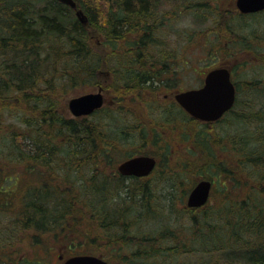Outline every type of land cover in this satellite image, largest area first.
Listing matches in <instances>:
<instances>
[{
  "label": "trees",
  "instance_id": "trees-1",
  "mask_svg": "<svg viewBox=\"0 0 264 264\" xmlns=\"http://www.w3.org/2000/svg\"><path fill=\"white\" fill-rule=\"evenodd\" d=\"M74 1L77 8L85 14L86 25L73 15L72 9L54 0H47L42 11L35 18L28 9L31 5L27 1L7 3L0 10V161L4 162V167L6 164L21 166L26 163V170L38 166L35 163L29 165L30 161L44 162L46 167L53 169L52 178L57 180L56 184L62 183L64 187H69L73 170L66 178L59 176L58 170L62 166L72 168L74 162L83 160L88 165L89 177L86 185L82 184L80 187L89 189L88 212L98 215L101 227L113 226L114 221L104 223L102 226V218L108 214L106 211L108 200L112 199L110 205L121 206L118 210L110 209V214L115 219L119 215L121 225L127 227L133 219L136 220V224L141 221L144 212L148 211L151 205L149 200L153 196L150 183H126L125 179L115 176L107 180L105 174L100 173V169L107 167L112 170L114 165L124 158L129 146L136 142L150 146L157 157L154 149L158 140L156 137L161 136L162 132L156 134L155 123L162 122L160 126L164 127L165 120H171L168 125L169 133L173 131L177 115H185L188 125L201 123L174 106L165 110L167 117H150L149 114H146V117L143 116L145 114L141 116V113L146 112L142 107L149 104L141 92L144 84L136 83L138 78L135 71H128L127 80L120 75L122 70L119 65L139 62L134 50V47L138 46L135 39L140 31L146 32L142 28L140 30V26L151 23L149 17L153 15L155 9L154 5L151 6L152 0H108L110 2L107 3V10L100 16L93 6L90 7L92 8L90 11L83 3H79V0ZM89 1L95 3L100 0ZM235 11L237 15L234 19H237V22H240L241 17L255 19L262 13L241 15L237 9ZM142 17L145 18L142 19L143 23L140 22ZM235 26H240V23ZM91 29L102 35L103 40L100 39V42L104 47H111L110 54H99L90 47L88 30ZM230 33L233 34L234 31L231 30ZM128 35L131 36L128 38L132 39V43H128L127 50L123 49L124 53L119 56L115 51L117 41L126 39ZM139 39V42L143 43L148 41L146 35ZM142 48L145 49V46ZM125 55L127 61L124 60ZM167 57L168 55L163 56L166 60ZM104 71L112 75V81L108 85L102 84L96 74ZM94 85L112 90L115 98L113 107L101 109L93 118L88 116L70 119L60 113L66 96L81 87ZM252 86L253 84L250 83L249 89ZM237 101L238 98L234 107ZM234 107L227 114H232ZM135 112L140 113L139 117L131 116ZM159 112L162 113L163 110L159 109ZM202 125L206 126V124ZM196 136V151L193 148L191 152L202 158L208 147V139L218 134L208 136L206 132H199ZM26 137L31 138L29 140L32 145L29 150L22 144ZM236 137L237 134L232 136V138ZM250 138L249 133L238 131L239 158L235 159L234 156L230 158V170L222 166L221 159L207 162L205 166L202 162L198 176L188 177L189 185L183 188L181 193L184 198L185 193L199 179L211 180L214 183V180L221 178L224 184L226 182L231 185L236 184L238 159L240 167L255 166L250 171L252 177L248 175L247 180L252 188L249 187L248 189L251 190L244 192L246 198L243 201L237 200L235 204L231 197L235 198L224 193V200H228L218 208L219 218L224 220L222 222H211L213 216L206 211V205L198 209L186 208V212L192 218V225L184 236L189 243L182 242L173 234V239L178 240L174 242L173 247L189 248L196 254H213L221 251L226 257L225 264H264V132L262 131L257 145L251 146ZM148 141L149 143H146ZM62 154L65 155L63 160L60 158ZM41 165L44 166L43 163ZM3 172L2 166L0 169L1 214L11 213L16 205L10 203L12 194L10 185L15 176ZM42 179L43 184L49 181ZM174 179L175 177L171 180ZM178 180L172 183L180 184ZM247 180L245 185L248 184ZM107 185L113 187L108 189ZM60 186L42 187L41 184L32 188V192L28 194L29 199L18 210L20 216L15 217V232L34 229L40 235L53 233V230L56 234L60 225L68 223L70 208L75 204L78 205L79 202L77 193L76 195L72 192L67 194L61 191L62 195L58 193ZM172 187L174 186H170ZM105 190L110 192V198ZM71 195L73 196L70 197ZM133 198L136 204L134 206L127 204ZM136 198L140 199L137 201ZM121 200L125 202L120 204ZM96 203L99 204V209L94 213L96 206L93 204ZM201 211L204 215L196 216V212ZM138 213L141 215L140 219ZM196 230L198 234L195 236ZM135 238L137 239L138 236ZM157 240L160 239L156 236L142 237L140 244L144 250L134 252L133 263L143 264L145 260L150 259L153 253L157 252L154 248V242ZM3 259H0V263L8 264L10 256ZM205 263L214 264V260L208 258ZM16 264H31V262L25 260Z\"/></svg>",
  "mask_w": 264,
  "mask_h": 264
},
{
  "label": "rangeland",
  "instance_id": "rangeland-1",
  "mask_svg": "<svg viewBox=\"0 0 264 264\" xmlns=\"http://www.w3.org/2000/svg\"><path fill=\"white\" fill-rule=\"evenodd\" d=\"M16 1L19 0H0L3 6ZM22 1L30 3L31 6L28 9L33 14L40 13L47 3V0ZM108 2L110 1L100 0L94 3V1L90 2L89 0H79V3H83L90 11L91 6L97 9L98 16L105 13ZM152 5L155 6V9H153L159 20L162 21L161 33L156 37H158L159 42L164 44L163 48L152 50L153 55L158 59L168 55L167 59L171 64L191 65V68L188 67L186 70L179 67L178 70L183 76L179 85L175 87L174 93L179 90L198 87L200 85L198 75L204 70L208 72L214 68H227L232 73V81L238 89V101L233 113L224 115L222 120L215 124L207 125L208 123L199 121L200 125L189 124L191 127H189L185 115L176 114L173 131L168 133V137H166L167 134L156 137L158 140L154 149L157 152L159 162L158 170L154 176L155 180L157 178L161 180L149 182L153 194L149 200L151 205L148 211L144 212L141 221L136 224V220L133 219L127 227L121 225L119 215L115 219L110 214V209L115 208L118 210L121 206L110 205L112 199L108 200L106 206L108 214L102 218V226L104 223L114 221L112 222L114 223L113 226L101 227L98 215L88 212L89 189L80 187L82 184L86 185V180L89 177L88 165L83 160L77 163L73 160L72 168L62 166L58 170V175L64 178L67 174H72L73 170L72 180L69 183L71 184L70 188L64 187L61 182V184H56L57 180L52 178L53 169L46 167L44 162H42L44 165L42 166V163L38 161H30L28 162L29 165L35 163L38 166L26 170V163L23 164L24 166L6 164L4 167V162L0 161V169L3 166V173L15 176L10 185L12 192L10 203L12 205L13 203L16 204L14 211L11 213H0L1 260L10 256L8 264H16L25 260L30 261L31 264H62V261L57 259L59 254L64 255L65 258L87 254L102 258L110 264H140V262L133 263L132 260L135 251L144 250L140 244V239L144 236H156L157 239H160L154 242V248L157 252H154L150 259L145 260V264H207L205 261L208 258L213 259L214 264L215 262L218 264L226 263V257L221 251L213 254H196L189 248L173 247L175 246L174 242H178V240L173 239V234L182 242L189 243L184 237L188 233L187 229L192 225L191 215L185 210L187 208L186 195L188 192L185 193V198L182 197L181 193L183 188L189 185L190 178L188 177L198 176L199 166L202 162L205 166L207 162H215V160L221 159L222 166L230 170V158L232 156L235 159L239 158L240 141L238 131L239 133H249L251 146L260 142L259 138L262 131L264 132V12L255 19L241 17L240 22H237V19H234L236 18L234 16L237 15L235 0H152ZM75 15L81 23L87 24V18L81 9H78ZM233 23L235 25L240 23V26H235ZM231 30L234 31L233 34L230 33ZM129 36L126 39L117 41L115 51L118 52L119 56L124 53L123 49L124 51L127 50V44L132 43V39L128 38ZM88 39L90 47L97 53L102 55L111 53V47H104L100 42V39L103 40L100 33L93 31V29L88 30ZM247 46L249 47L246 48ZM120 60H122V57ZM124 60L127 61L126 55ZM108 75L99 77L102 84L108 85L111 83L112 75ZM179 77L181 76L179 75ZM250 83L253 84L251 89H249ZM97 87V85L81 87L79 90L70 93L65 97L60 113L65 118L77 119L70 113L67 106L68 101L86 93L97 92ZM103 89L106 90L103 92V108L108 109L110 106H114L115 98L112 90ZM170 97L169 101H172V96ZM162 98L163 92L157 98V106L160 104L166 106L162 102ZM202 124H206V126ZM199 132H206L208 136L218 134V136L208 139V147H206V152L203 153L202 158L191 152L193 148L196 151V135ZM235 134H237V137L232 138ZM26 138L22 141V144L29 150L32 145L31 138ZM137 143H134V145H142ZM146 143H149V141ZM29 152L35 154V152ZM2 155L4 156V154ZM60 158L61 160L65 159V155L62 154ZM238 162L237 159L236 184L231 185L229 182L224 184V180L221 178L214 180L210 199L206 203V211L213 216L211 222H222L223 220L219 218L218 208L219 205L228 200H224V193L233 196L235 199L231 197V200L236 204L237 200L243 201L246 198L243 195L244 192L247 193L251 190L248 189L251 186L247 179L252 177L250 171L255 166L244 165L240 167ZM173 177H175L174 180L179 179L180 184L172 183L174 181L171 180ZM42 178L49 181L43 184ZM8 180L10 181L9 178ZM246 180L248 181L247 185H245ZM41 184L42 187L45 185H51V187L61 185L58 192L61 195V191L63 193L72 192L74 195L77 193L79 204H75L70 208L68 223L60 225L56 234L53 230V233L48 232L40 235L34 229L27 232H15L14 226L16 228V224L14 221L16 216H20L19 208L29 199L28 194L32 192V188L37 187V185L41 186ZM107 186L108 189L113 187L112 185ZM170 186L174 187L170 188ZM105 192L110 198V192L107 190ZM55 196L57 197V194ZM180 197H182L181 202ZM121 198L123 197L121 196ZM139 199L136 198L137 201ZM123 202L125 201L121 200L120 204ZM127 204L134 206L136 202L133 198ZM93 206H96V210H94V213H96L99 204L96 203ZM101 212L105 214L104 211ZM138 214L140 219L141 215ZM192 215L194 214L192 213ZM203 215V211L196 212V216ZM195 232L196 236L198 231ZM136 236H138L137 239ZM17 258L19 259L16 261ZM13 261L14 263H12Z\"/></svg>",
  "mask_w": 264,
  "mask_h": 264
},
{
  "label": "water",
  "instance_id": "water-1",
  "mask_svg": "<svg viewBox=\"0 0 264 264\" xmlns=\"http://www.w3.org/2000/svg\"><path fill=\"white\" fill-rule=\"evenodd\" d=\"M61 4L75 7L73 0H56ZM235 7L242 15L255 14L264 11V0H235ZM235 86L231 81L230 72L226 68L213 69L207 73L204 84L198 89H192L175 95L178 105L192 118L202 122H215L228 112L235 103ZM104 98L101 89L96 93H88L71 98L68 109L74 117L89 116L101 109ZM155 159L147 156L131 158L118 166V171L124 176L144 177L155 167ZM211 189L208 180L199 181L190 191L186 206L200 208L204 206ZM63 264H109L93 255L73 256Z\"/></svg>",
  "mask_w": 264,
  "mask_h": 264
},
{
  "label": "flooded vegetation",
  "instance_id": "flooded-vegetation-1",
  "mask_svg": "<svg viewBox=\"0 0 264 264\" xmlns=\"http://www.w3.org/2000/svg\"><path fill=\"white\" fill-rule=\"evenodd\" d=\"M54 1H56V0H54ZM56 2H58V1H56ZM61 5L72 9L73 15L77 18V16L75 15L76 11H78L77 6L72 8V7L66 6L64 4H61ZM2 6H3L2 3L0 2V10L2 8H4V6L3 7ZM29 11L31 13V10H29ZM38 14H40V13H38ZM38 14L32 13V16L35 18ZM149 18H150L151 23L146 24V26L142 25L139 28L140 30H141V28L146 30V32L140 31V34H138L136 36V39H135L136 40L135 43H137L138 46L134 47V50L138 55L139 62L133 63V64L132 63H125L122 65H119V67L122 70L120 75L123 78L125 77V79L127 80V77L129 76L128 71H135L137 78H138V79H136V83L144 84L141 92H143L142 95L144 98H146L149 101V104L142 107V110L146 111V112L141 113V116L143 114H145L143 116L146 117V114H149L150 117H156V116L167 117L168 114L165 112V110L171 106L178 107L179 109L182 110V108L177 104V102L174 99L175 95L178 93H181V92H185V91L192 90V89H198V88L202 87L204 84V79H205L206 74L213 69H210L208 72L204 70L203 72H201L198 75V79L200 80V85L198 87L185 89V90H179V91H176L174 93L175 87L179 85L181 78L183 76V74L180 73V71L178 70L179 67L184 68V70H186V68H188V67L191 68V65H188V64H184V65L171 64L168 59L167 60L164 58L158 59V57H155L153 55L152 50H157L158 48L161 49L164 47V44L159 42L158 37H156V35H159V33H161L162 21L159 20L155 11H153V15H150ZM142 19H145V18L144 17L140 18L141 23L144 22V20H142ZM143 35H146V38L148 39V41L146 43L139 42L140 41L139 38ZM143 46H145V49L142 48ZM96 74L98 77H104L108 74H109L108 76H110V73L108 71L98 72ZM179 75L181 77H179ZM230 75L232 76L231 72H230ZM231 80H232V77H231ZM234 85H235L236 92H237V85L235 83H234ZM97 88L101 89L102 94H103V92L106 91L105 89H103L100 86H98ZM161 92H163L162 102L164 104H166V106H162L161 104L157 106L156 101H157V98ZM133 96H135V94ZM170 96H172V101H169L171 98ZM159 109H162L163 112L162 113L159 112ZM100 110L93 112L90 115V117L93 118L96 115V113L99 112ZM152 110H157L158 112H156V111L153 112ZM139 114L140 113L135 112L131 116L139 117ZM79 118H82V117H78L77 119H79ZM169 122H171V120H165V126L164 127L160 126L162 124V122L161 123H155L154 124V130H155L156 134H159L160 132H162V135L167 134L166 137H168ZM139 156L151 157V158L155 159V161H156L155 167L147 176L135 177V176H124V175L120 174V172L118 171V166L120 164H122L123 162H125L131 158L139 157ZM158 162H159L158 158L156 157V155H154L153 150L150 146L133 145V146H129L128 152L124 154V158L120 162H117L114 165V168L112 170L110 168L104 167V168L100 169V173L105 174L104 176H106L107 180H109L110 178L115 176V177L123 178L127 182H158L161 179L157 178L155 180V176H154L158 170ZM201 180H205V179H199L198 181H196L195 184L190 187L188 194L186 193L187 194L186 196L189 195V193L193 189V187ZM213 185H214V183L212 181L211 193H212ZM74 256H76V255H74ZM71 257H73V256L65 258L64 255L59 254L57 256V259L59 261H62V264H63L64 261H66L67 259H69Z\"/></svg>",
  "mask_w": 264,
  "mask_h": 264
}]
</instances>
